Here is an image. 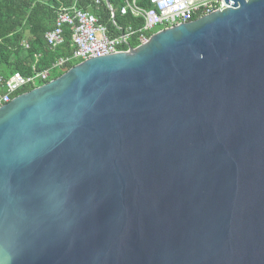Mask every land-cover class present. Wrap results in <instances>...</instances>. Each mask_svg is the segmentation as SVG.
<instances>
[{
  "label": "water",
  "instance_id": "1",
  "mask_svg": "<svg viewBox=\"0 0 264 264\" xmlns=\"http://www.w3.org/2000/svg\"><path fill=\"white\" fill-rule=\"evenodd\" d=\"M224 2L0 107V264H264V0Z\"/></svg>",
  "mask_w": 264,
  "mask_h": 264
},
{
  "label": "built area",
  "instance_id": "2",
  "mask_svg": "<svg viewBox=\"0 0 264 264\" xmlns=\"http://www.w3.org/2000/svg\"><path fill=\"white\" fill-rule=\"evenodd\" d=\"M111 16L114 15L112 8L107 0ZM150 6L147 8L139 7L135 0H125L124 5L119 9L121 15L130 12L134 17L143 19L142 26L139 28L126 27L119 35L109 36L107 27L99 22V18L86 10L75 6H61L57 9L54 26L46 31L44 37L50 49H54L63 42V28L68 26L72 31L71 46L73 48L71 56L59 57L50 69L35 70L33 63L32 75H23L15 72L8 78L0 76V107L7 104L15 95L17 90L30 86L37 87L51 79V71L68 61L77 60L79 63L85 59L101 56L117 51H124L130 46L129 41L135 39L137 45L144 43L153 29L157 27L166 28L182 22L191 21L204 14L210 13L215 9H223L227 5L224 0H148ZM99 3L100 0H95ZM231 2V1H230ZM232 3V2H231ZM25 48L28 43L23 42ZM136 45V46H137ZM125 46L126 48H123ZM37 58V56H35ZM36 60H34L35 62ZM31 88V89H32Z\"/></svg>",
  "mask_w": 264,
  "mask_h": 264
},
{
  "label": "trees",
  "instance_id": "3",
  "mask_svg": "<svg viewBox=\"0 0 264 264\" xmlns=\"http://www.w3.org/2000/svg\"><path fill=\"white\" fill-rule=\"evenodd\" d=\"M107 2L113 10V16L105 0H100L99 3L95 0H0V76L6 79L15 72L32 75L31 63L35 54H38L34 62L37 71L49 69L59 57L71 56L72 31L68 26L63 28V42L54 49L49 48L44 38L45 32L54 26L57 9L61 6L75 4L76 7L96 15L99 22L107 27L111 37L119 35L128 26H142L141 17H134L130 12L120 14L119 9L124 0ZM135 2L142 8L150 6L148 0ZM23 41L28 43L27 48L24 47ZM129 45H137L136 40L131 39ZM77 62L68 61L59 66L53 71L51 79L58 77ZM31 88L23 87L14 94L26 92ZM0 91H4V88H0Z\"/></svg>",
  "mask_w": 264,
  "mask_h": 264
},
{
  "label": "crops",
  "instance_id": "4",
  "mask_svg": "<svg viewBox=\"0 0 264 264\" xmlns=\"http://www.w3.org/2000/svg\"><path fill=\"white\" fill-rule=\"evenodd\" d=\"M129 1V0H128ZM124 3H125V0H124ZM124 5V4H123ZM46 33V32H45ZM45 35V34H44ZM27 36H28V34H27ZM112 37H114V36H112ZM45 38V37H44ZM133 40H135V39H133ZM23 42H25V41H23ZM137 42V41H136ZM138 43V42H137ZM136 46V45H135ZM24 54V53H23ZM35 56H37V58H38V54H35L34 55V60H37V58L35 57ZM33 63H34V61H33ZM33 63H31V65L33 64ZM32 67V66H31ZM51 68V67H50ZM49 68V69H50ZM56 68H58V67H55V68H53L52 70H50L51 72V75H52V73H53V71L56 69ZM0 88H2V87H0Z\"/></svg>",
  "mask_w": 264,
  "mask_h": 264
},
{
  "label": "rangeland",
  "instance_id": "5",
  "mask_svg": "<svg viewBox=\"0 0 264 264\" xmlns=\"http://www.w3.org/2000/svg\"><path fill=\"white\" fill-rule=\"evenodd\" d=\"M159 29H161V27H157V28L153 29L152 32H153V31H157V30H159Z\"/></svg>",
  "mask_w": 264,
  "mask_h": 264
}]
</instances>
